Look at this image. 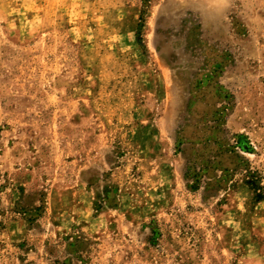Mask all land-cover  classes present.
<instances>
[{
	"label": "rangeland",
	"instance_id": "1",
	"mask_svg": "<svg viewBox=\"0 0 264 264\" xmlns=\"http://www.w3.org/2000/svg\"><path fill=\"white\" fill-rule=\"evenodd\" d=\"M0 264H264V0H0Z\"/></svg>",
	"mask_w": 264,
	"mask_h": 264
}]
</instances>
